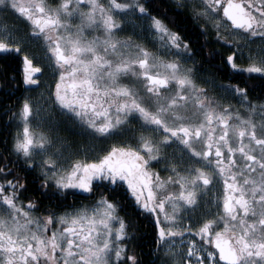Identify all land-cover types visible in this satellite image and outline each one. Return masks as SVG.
I'll return each instance as SVG.
<instances>
[{"label":"snow or ice","instance_id":"6c2138e0","mask_svg":"<svg viewBox=\"0 0 264 264\" xmlns=\"http://www.w3.org/2000/svg\"><path fill=\"white\" fill-rule=\"evenodd\" d=\"M0 25L26 93L0 151V264H141L129 205L160 264H264V0H0ZM217 44L227 82L200 59Z\"/></svg>","mask_w":264,"mask_h":264},{"label":"flooded vegetation","instance_id":"af4514ba","mask_svg":"<svg viewBox=\"0 0 264 264\" xmlns=\"http://www.w3.org/2000/svg\"><path fill=\"white\" fill-rule=\"evenodd\" d=\"M159 2L164 5L166 0H159ZM169 15H172L169 13ZM11 19V18H10ZM181 27H189L191 32V25L181 24ZM198 37L192 34V39L195 40ZM209 39H214L210 37ZM200 44H204V38L199 37ZM217 51L220 53L216 58H208L209 48L205 47L203 53L201 54V62L203 64L206 74H214L218 79L225 82L228 78L232 76V70L225 65L224 60L228 54V49L221 47L219 44L215 45ZM15 76V80H13ZM44 80L48 83L51 82V74L46 73ZM233 83L239 82L238 80H232ZM257 87L255 89V95H261L264 93V88H261L260 82L257 81ZM47 85L45 84L44 87ZM38 91H43V88ZM36 92V91H35ZM35 92L28 93L32 96ZM14 93V95L12 94ZM25 86L22 83V72L21 65L18 60L0 61V151H3L6 147V143L10 144L12 133L15 132V122L9 119V109H14L15 102L17 99L25 95ZM1 135L3 137H1ZM20 175H25L23 172ZM31 180V176H28ZM74 198L69 197V201ZM77 203H88L89 201L85 199L84 196L76 198ZM44 205L52 207L47 200H45ZM122 216L126 215V219L129 221V233L130 236L127 241V249L131 252L137 254L141 261V264H160L159 260L154 256L156 249L155 240V229L154 220L148 216V214L137 215L132 209L131 205L126 207L122 212Z\"/></svg>","mask_w":264,"mask_h":264},{"label":"rangeland","instance_id":"374dc122","mask_svg":"<svg viewBox=\"0 0 264 264\" xmlns=\"http://www.w3.org/2000/svg\"><path fill=\"white\" fill-rule=\"evenodd\" d=\"M0 26H2V25H0ZM34 92H35V91H34ZM33 97H35V98H37V100H39V97H40V91H36V92H35V95H34Z\"/></svg>","mask_w":264,"mask_h":264},{"label":"trees","instance_id":"16d2710c","mask_svg":"<svg viewBox=\"0 0 264 264\" xmlns=\"http://www.w3.org/2000/svg\"><path fill=\"white\" fill-rule=\"evenodd\" d=\"M1 137H3V136L1 135Z\"/></svg>","mask_w":264,"mask_h":264}]
</instances>
